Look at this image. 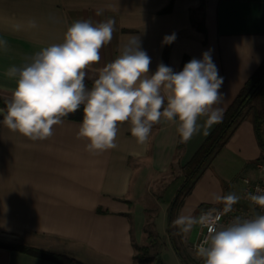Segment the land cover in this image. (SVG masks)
<instances>
[{
	"label": "crops",
	"instance_id": "obj_1",
	"mask_svg": "<svg viewBox=\"0 0 264 264\" xmlns=\"http://www.w3.org/2000/svg\"><path fill=\"white\" fill-rule=\"evenodd\" d=\"M170 2L0 0V95L8 105L55 98L193 106L179 152L182 107L175 118L147 111L144 120L119 122L2 119L0 241L66 253L83 264H152L135 259V246L146 243L133 233V183L181 168L264 57V0H172L167 9ZM252 113L244 112L211 159L198 183L201 197L227 196V207L239 200L240 176L253 175L264 156ZM0 264L59 263L0 246Z\"/></svg>",
	"mask_w": 264,
	"mask_h": 264
},
{
	"label": "trees",
	"instance_id": "obj_2",
	"mask_svg": "<svg viewBox=\"0 0 264 264\" xmlns=\"http://www.w3.org/2000/svg\"><path fill=\"white\" fill-rule=\"evenodd\" d=\"M172 2V0H171ZM171 2L167 9H170ZM197 28L204 30L203 22L197 23ZM170 49V42L164 47L161 61V69L166 68ZM188 67V57L182 59L180 71L184 73ZM82 82L97 88V83L93 79L79 77ZM51 95H54L52 93ZM259 103L254 107L253 101ZM0 106L4 111L0 113L2 119H13L24 116H44L54 118H68L80 121L92 120H112L122 121L124 119L144 120L147 111L160 113L172 118L176 117V108L182 107L184 113L180 119L176 152H179L185 145L188 135V116L187 113L193 108L183 101L150 103V102H128L123 100H109L101 103L75 102L55 98H41L25 101L18 106H10L5 102V98L0 95ZM253 109L252 120L254 130L260 145L264 148V57L257 69L245 81L240 92L220 115L215 117V126L206 136L192 157L181 166L184 174L180 187L175 192L169 204V223L173 221L176 213L183 203V199L191 190L200 169L209 163L211 159L224 146L226 139L248 109ZM264 161V156L256 162ZM173 245L179 253V249L172 237ZM0 246L23 251L41 258L49 259L59 264H83L80 260L66 253L52 252L38 247L27 246L21 243H9L0 241ZM135 259L140 262H150L148 256H143L148 252V245H136ZM180 254V253H179Z\"/></svg>",
	"mask_w": 264,
	"mask_h": 264
},
{
	"label": "rangeland",
	"instance_id": "obj_3",
	"mask_svg": "<svg viewBox=\"0 0 264 264\" xmlns=\"http://www.w3.org/2000/svg\"><path fill=\"white\" fill-rule=\"evenodd\" d=\"M258 103L257 99L253 101L254 107ZM209 164L210 162L200 169L195 179L196 183L193 182L191 190L183 199L178 210L179 212L181 209L187 210L186 213L189 210L190 213L180 218L177 211L171 223H169V203L183 181L182 169L173 167L164 174L148 176L146 179L138 177L140 181L138 182L136 179L133 183V211L131 214L133 233L139 243L144 242L149 246L148 252L143 256L150 257L152 264H248L243 258L239 250L240 244L237 242H231L227 248L219 251V255L199 256L188 249L191 241L189 238L197 223V213H199L200 207L226 206L230 201L227 196L217 200L200 196L199 193L203 191H198V183L203 178L202 174ZM241 174L242 172L239 175ZM240 177L242 178V176ZM239 184H237L238 187H240ZM235 191H233V196L236 194ZM162 197H165V200H161ZM172 237L180 254L173 245Z\"/></svg>",
	"mask_w": 264,
	"mask_h": 264
},
{
	"label": "built area",
	"instance_id": "obj_4",
	"mask_svg": "<svg viewBox=\"0 0 264 264\" xmlns=\"http://www.w3.org/2000/svg\"><path fill=\"white\" fill-rule=\"evenodd\" d=\"M241 181L239 200L231 206L200 207L190 251L219 255L225 244L237 242L248 264H264V161L257 162L254 174L242 176Z\"/></svg>",
	"mask_w": 264,
	"mask_h": 264
}]
</instances>
